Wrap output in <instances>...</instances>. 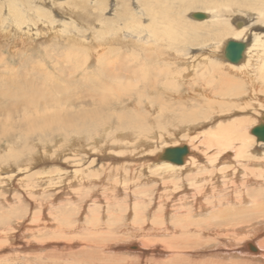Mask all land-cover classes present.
<instances>
[{"label":"bare ground","instance_id":"obj_1","mask_svg":"<svg viewBox=\"0 0 264 264\" xmlns=\"http://www.w3.org/2000/svg\"><path fill=\"white\" fill-rule=\"evenodd\" d=\"M29 1H35V3L39 5L43 2V0ZM51 1L53 4H62V7L64 6L66 11H69L72 15L69 16L67 20L58 23L59 27H57L55 20L51 16V18L48 19L47 16H42V12H39L37 16L41 21V26L35 27L33 31L32 28H34V25L31 23L28 25L24 24V27L20 25L23 23V20L24 22L26 19L29 21L28 16L24 15L27 13L26 6L20 8L14 0H11L13 5L10 22L12 23L9 25H12V29L15 28L16 25L19 27V30L23 27V34L14 36V30L12 32L10 31V33L7 32L9 36L6 35L8 38H4L3 36V42L6 40L7 44L13 43L12 47L15 46V48L18 47L22 50L28 48L33 49L37 46L38 41L44 43L49 40L51 34H53V37L63 34L68 35L67 41L71 44L74 52L71 51L64 56L62 61L61 59L59 60L58 63L61 67V72L59 74L60 78H56L57 73L54 78L52 74L47 72L48 70L46 68L39 69L35 75H31L27 71L13 69H11L7 75L0 74V167L3 166L0 172L1 181L4 182V180H8L9 183L17 177L16 174H19L20 171L24 173L30 172L29 170L32 168L31 165H34L36 162L39 163L38 160L40 157L44 158V156L49 155V158L54 159L57 156L55 153L62 151V160H65V164H69L67 170L60 175V169H55L53 176L50 175L51 172L47 170L45 173L48 174H41V176L36 177L35 183L38 185L42 184V182L48 184L55 181L59 183L60 179L58 178H62L61 181L63 182L68 175H71L74 180H77L76 182L72 181V183L78 185V188L75 189V192L78 193L83 190L84 185L93 183L94 179H96V183H98V181L103 180V178H110L113 186L118 184L115 189L116 191L127 193L132 186H135V181H129V178L132 179V177H134V173L131 172L132 167L124 163L125 159L119 157V153H124L122 150L118 151L120 148L119 146L125 147L126 152L130 151L128 146H131V144L136 145L139 151L143 150L140 148V145H144L148 149L149 146H153V144L163 140L161 138L163 133H167V129L162 121L166 120L168 117H174L173 120H175L174 125L176 129L171 133L177 136L184 130L201 129L197 135L203 136V147L201 148L202 145H195V143L192 147H189L187 143L168 146L176 147L185 145L187 147V152L183 156L181 164L173 163L161 157L163 150L168 148L165 147L161 152L156 153V155H152V153L146 154V156L143 155L144 157H149L151 165L149 166V164L140 161V166H143L140 167V169L144 171L154 169L159 176L157 179L163 184V187L170 188V190L164 189L166 190V195L184 193L185 197L180 199L182 203H189L188 201H190L191 206L195 207L196 210L190 211L193 210L192 207L187 206L188 214H185L183 216L184 218H180L177 215V217L174 218L177 222L172 221L171 225H173L171 227L167 225L170 223L166 222L164 215L163 218L158 216L160 214L155 215L154 219L152 218V223L148 222V228L152 231L151 233L157 235L155 236L158 237V239H154V237L151 238V236L150 238L146 237L145 234L147 235V233H144L141 228L138 230L134 229L135 226H133L132 230L124 229L125 232H121V235L125 233L128 237H131V239H137V243L133 245L136 246L138 251L136 254L139 256L147 255L148 252L151 251L148 250L150 245H153L156 241L160 242L163 250L155 246L151 253L159 252L161 258L163 256L166 258L165 264H264V140L255 139L254 136L249 134L252 124L255 125L257 121L258 124L255 125L257 126L264 122V112L258 111V109L264 110V2L257 4L254 3V1L238 0L244 5L258 7L257 9H259L262 17L257 15V19L252 21L251 19L247 20V18H245L247 16L242 18L238 14L241 18L232 21L233 26L235 23L238 25H235L236 28L230 31V35H232L233 38L226 39L222 41V43L219 42L216 45L218 36L225 33L223 31L224 26L220 25L217 15L213 12L207 11L208 13H204V18L207 19L202 18V21H196L197 18L192 16V13H196L197 11L190 14V17L195 19L193 20L194 24L198 26L203 23L211 24L209 31H214L211 36L203 37L202 35H197L198 32L195 31L194 27L186 29L188 31L186 35V30L184 31L185 33L179 32L178 25L181 17V9L179 8L180 5H177V2L183 0H134L136 5H133V7L129 5L127 0H114L111 5L113 13H111L112 16L110 17H103L105 11L109 7V0H64L59 1L60 3L55 2V0ZM23 4L25 5V3ZM49 4L50 3L47 5L50 6ZM62 7H60V9H63ZM78 7L84 11L89 8L92 14L95 13L98 15L96 17V23L94 20L90 21L94 18L93 17L86 26H92V30L94 29L89 39H87L86 36L80 38L77 36V33H74L75 30H77V27L75 28L74 25L78 26L80 23L77 20L78 18H76L78 12L79 16L81 15ZM50 11L52 10L50 9ZM46 12L49 16L48 9ZM84 22L85 21H83V23ZM13 23L16 25H13ZM52 24L55 26L54 28H52ZM68 25H71L72 28ZM66 26L70 30L67 29ZM123 26L132 32L135 39L129 40V47L134 57H132V66L128 65L125 61V63H123L124 67L122 68L118 64L121 60L120 56H113L111 57L112 59H109L107 55L112 52L113 48H119L118 44L126 43L124 41L122 42V35L120 36V32L124 29ZM181 28H183V26ZM52 29L54 30L52 31ZM118 29L119 31H117ZM85 33L83 30L82 34ZM141 34H146V36H143L144 40L142 42L144 44L136 40ZM228 40L243 41L245 43L242 57L238 63H232L224 56V47ZM183 42H187L186 44H190V42L191 44H198L196 46L201 52H197L198 54H196V56L194 54L190 56L180 55V51H182L181 44ZM114 44L117 45L114 46ZM154 45H157L158 48L154 47ZM76 47H79V50L83 48V50H81L82 52L78 53L75 51L77 49ZM135 48L139 49L138 54L134 51ZM219 51H222L221 54ZM29 56L30 55H28V57ZM69 58L73 60L70 61ZM152 59H155L159 63H154L155 60ZM92 60H97L94 63L97 70L96 75L89 74L88 70L82 67L84 64L92 62ZM179 64L184 65V68H188L189 71L194 69L198 64H204V66L210 70L209 73L207 72V75H212L213 71L215 72L211 78L209 75L206 87H203V85L197 88L200 92L204 93L203 96L205 95L210 98V100L206 98L207 101L204 99L198 100V102L202 101L201 107L204 106V108H206V106H208L205 112H202L205 115L204 117H200V112L197 111L200 106L198 109L188 110L187 106L190 104V101L186 99L183 101V98L187 95V80L189 83L191 79L187 77L188 74L182 71V73H180V70L178 71V69H176ZM56 65L57 61L55 62V66ZM30 66L34 67L32 63H30ZM133 67H138L139 70L135 68L136 72L132 75L136 78H141L142 82V85L135 87V89L134 87L130 88L126 84L119 82L120 79H125V75L119 72V70L121 69L122 71L128 72ZM149 67H151L152 74L147 73ZM217 67L221 71L216 70ZM143 68L146 70L143 71ZM15 72L19 73L15 74ZM54 73L53 71V74ZM139 73H141V75ZM192 74L195 75V73ZM215 77H218L219 80ZM57 81L61 82L60 86H56L58 83ZM210 81L217 83L220 89L216 91L214 87L211 88L209 84ZM232 81L235 82L229 83ZM78 85L83 86V89ZM54 88L56 91H52ZM230 90L234 92H230ZM82 92L88 93H84L83 97H79ZM130 92L133 93L132 96L135 99H130V101L128 103L125 102V104L128 106L132 105L136 107V109L139 105H143V108L147 109V112H138V115H132L131 112L123 115L121 112H117L115 116L124 120L127 124H123L118 128L116 127V129L114 128V131L110 133H108L109 131L106 132V128L108 127L106 126L107 118L111 114L114 115L116 111L111 109L110 113L105 116L103 109L109 106V108H111L112 102L120 101V99H118L120 95L122 96L124 93L128 94ZM205 96L202 98H205ZM85 97H89L90 101H84L88 99ZM126 97L133 98L129 96V94ZM196 100L194 101L196 102ZM87 103L93 105V108L87 109L85 107ZM193 105L194 104H192L191 107H194ZM208 111L210 114L206 115ZM19 121L23 123L17 125ZM96 121L99 123L98 125L101 133L96 129ZM91 126L95 129H92ZM253 127H251V129ZM82 129L84 131H82ZM53 131H61V133L73 131V133L70 134L68 140L66 139L67 142L64 144V147H60L59 144L57 145L59 141L65 142L62 137H59L60 139L57 141L54 139V142L53 140L52 142L48 141L49 144H43L42 139H44V141L47 140L48 136H46V134L49 135ZM92 133L96 134L92 135ZM14 136H18V138L22 140L23 143L21 147L23 152H21L19 148L18 150L13 148V145L15 146V144H12ZM116 136H122L123 138H117V141L110 139V144H107L106 139L101 140V144L98 145L97 143L92 146L94 137L113 139ZM195 137L197 136L195 135ZM3 140L8 143L6 142L4 144V142H2ZM81 140H86V143H81ZM150 140L152 141L150 142ZM197 140H199V138ZM32 141L37 142L36 148L31 147L34 145L31 144ZM84 144L87 146L84 147ZM65 147L67 148L66 151L64 150ZM80 148L83 150H80ZM153 150L154 149L148 150V152ZM84 154H86L85 158L87 156L91 157V160L89 159V165L84 166ZM96 160L100 162L97 168L99 172L96 171L97 169L94 171L91 168ZM16 165L22 166L15 169L14 167ZM61 166H63V164ZM151 166L153 168H150ZM154 170L148 171L147 175L151 173L154 174ZM86 171L89 172L85 173ZM56 174L58 176L60 175V177L57 178ZM15 175L16 177L14 178ZM84 175L93 180H87V182ZM31 177L34 178V174L30 176V178ZM26 178L17 179L20 183L22 182V184L25 185V193L30 191L29 189L32 188L33 182L27 181ZM240 178L241 180L238 182ZM219 179L222 185L219 184ZM23 180L27 182L24 183ZM45 180L49 181L45 182ZM3 186L5 187V184H3ZM218 188H221L220 190L225 188L226 192L231 193L227 200L228 206L221 207L222 209L218 208L216 205V202L221 199L217 196L219 191H217ZM103 191L104 193L108 192L104 185ZM188 191L189 193L191 192V194H188ZM256 191L262 194H257ZM131 193L130 191V196L134 197ZM104 195L105 194H103V196ZM174 195L172 196L174 197ZM208 195L213 199H210ZM161 198L163 197L160 196V201L162 203L159 207L157 206L159 209L161 208L164 211V209H168V207L172 206L171 210L177 211V206L175 207L173 203H167L168 201L165 202L164 198ZM102 199L105 202L103 208L108 209L111 206L109 205V201H111L112 198L110 200L106 197ZM115 200H117V198H114V201ZM88 202L86 201L87 205ZM93 204H96V202ZM112 204L118 206L119 203ZM131 204L132 206L130 207L129 205ZM131 204H124V206L128 207V210H130L129 212H131L132 208L133 215L139 217V206L134 202ZM156 204L158 203L156 202ZM213 205H215L216 208ZM151 208V206L148 207L147 211L150 212L149 209ZM161 209L158 210V212H161ZM40 212L41 211H39V213ZM41 213L40 215L37 214L38 219L42 215ZM245 214L247 215L245 216ZM92 215L91 220L93 222H89L91 226L87 227L90 229V238L87 239L85 236L87 240H85V242L83 241V243L80 241L83 249L101 247V249L104 248L108 251H112L113 245L111 247L107 246L105 243L106 241L101 243V232L98 229L101 228L100 222L102 218L99 222L97 218L98 215ZM66 216L67 214L63 213L61 218ZM151 216H153V212ZM112 217L114 216L112 215ZM42 219L40 218L41 221ZM141 219L143 222H146L142 216ZM63 221L69 222L70 218H64ZM158 221L161 222L160 226L156 224ZM134 223L135 222H133V225ZM178 223L180 225V235L173 238L169 236V234L172 235V232L177 228H174V224ZM162 224L165 226L164 228L161 227ZM42 225L43 224L40 226ZM44 226H52L51 229H55L54 232L58 231L54 223L47 224L44 222L43 227ZM34 227H36V225ZM15 228L16 227L13 229ZM92 228L95 229V231H91ZM37 229L38 228L34 230L38 232ZM149 229L146 228V230H144L148 231ZM165 229L167 230L165 231ZM82 230L80 229V231ZM102 230L103 229H101V231ZM110 232L108 233L110 234ZM71 233H74V231ZM201 234L204 235L206 239L209 238L210 234V240L213 239L214 242L210 244L205 243L203 245L204 241L201 242V238L199 237ZM162 235H164V237H162ZM121 239L124 241V238ZM127 240H129V238ZM116 244L118 243L116 242ZM126 244L127 243L118 244V246H116L117 252L121 250L124 251L125 249V251H127ZM69 245L72 247V244L69 243ZM128 252L129 251H127V253ZM129 253L132 254L134 252ZM197 254L204 259L200 261L193 260V255ZM154 256L155 254H151L150 260H152ZM196 260H198V258ZM14 263V261L8 262V264ZM127 264H129V262ZM154 264H157V262Z\"/></svg>","mask_w":264,"mask_h":264},{"label":"rangeland","instance_id":"obj_2","mask_svg":"<svg viewBox=\"0 0 264 264\" xmlns=\"http://www.w3.org/2000/svg\"><path fill=\"white\" fill-rule=\"evenodd\" d=\"M14 1L17 3V5L20 8H23L26 6L27 11H26V9H25V11L27 13H25L24 15L28 16L29 21H28V19L25 18L26 19L25 22L23 20L22 21L23 23H21L20 25L24 27L25 25H28L29 23H31L34 25V28H32V30L33 29L35 30V27L37 28V27H39V25L41 26V21L39 20V17L37 16L39 14V12H42V14H43L42 16H44V17L47 16L48 19L52 17L55 20V24L57 25V27H59L58 23H61V21H63V20H67V18L72 15L69 11H66L64 6L62 7V4L57 5V3H55V2L64 1V0H55V2H54L55 4H53L51 0H43L41 5L36 4L35 1H29V0H14ZM89 1H91V0H89ZM109 1H110L109 7L105 11L106 15L104 14L103 17L112 16L111 13H113V9H112L111 5H112L114 0H109ZM127 1L129 2V5L132 7H133V5H136L134 0H127ZM246 1H248V0H246ZM249 1H251V2L254 1V3H257V4L260 2H264V0H249ZM0 3H1L0 4V37H1L0 38V74L7 75L10 72V70L13 69V70L27 71L31 75H35L39 69L41 70L42 68L43 69L46 68L48 70L47 72L52 74L54 78H55L56 73H57L56 78H60L59 74L61 72V67L59 66V63H58L59 60L61 59V61H62V59L64 58V56L66 54L70 53L71 51L74 52L71 44L68 43V41H67L68 35L62 34V35L53 37L52 36L53 34H51L49 40L45 41L44 43L38 41L37 46L34 47L33 49L28 48V49L22 50L21 48L17 47L19 49L18 50L17 48H15V46L12 47L13 43L7 44L6 40H4V42H3V36H4V38H8L7 36H9V35H7V34L10 33V31L12 32L13 30L15 31L14 36L18 35V34H23V27L19 30V27H17L16 24L13 23V25H16V27L13 29H12V25H9L10 23H12V22H10V17L12 14L11 9H12V5H13V3H11V0H0ZM23 3H25V5ZM48 3H50L49 4L50 6L47 5ZM71 4H72V1H71ZM178 4L180 5L179 8L181 9L180 19L182 18L181 20L179 19V25H178L179 26V32H183V33L186 32L185 35L188 34L187 33L188 31L186 29H189L191 27H194L195 31L198 32L197 35H202L203 37L204 36H207V37L211 36V34L214 33V31H212V32L209 31L210 25H211L209 23H203L202 25H199V26L194 24L193 20H195V19L190 17V14L192 12H196V11L197 12H203V13L213 12L214 14L217 15V18L220 21V25L224 26L223 31L225 34L218 36V41L216 42V45L219 42L222 43V41H225L226 39H231L232 35H230V31H233V29L236 28L235 25H237V23H235L234 26L232 25V21L234 19H240L241 17L243 18V17L247 16V17H245V18H247V20L251 19L252 21H254L257 19V15L262 17L259 9H257L258 7L256 8L254 6L244 5V4L240 3L238 0H183V1H178L177 5ZM3 5H4V7H3ZM6 5H8L10 8ZM60 7H62L63 9H60ZM249 7H250V9H249ZM46 8L48 9V12L50 11V9L52 10V11H50L51 13L49 12V14H50L49 16L47 15V12H46L47 9ZM79 8L80 7H78V9ZM79 11H80L81 15L79 16V12H78V16L76 18H78L77 20L80 23L78 25L79 27L74 25L75 28L77 27V30H75L74 33H77V36H79L80 38L86 36L87 39H89L91 34H93L94 29L92 30V28H93L92 26H89V27H86V26L92 20H94V22L96 23L97 22L96 17L98 15L95 13L92 14V12L89 11V8H87L85 11L83 9L82 10L79 9ZM84 14L86 15V17ZM238 14L241 17H239ZM206 17H207V14H206ZM79 18H81V19H79ZM91 18H93V19H91ZM204 19H207V18H204ZM82 20L85 22L83 23ZM196 21H202V19H200V20L196 19ZM51 26H52V28L55 27L53 24ZM68 26L72 28L71 25H68ZM182 26H183V28H181ZM123 27H124V29L120 32V36L122 35V38H121L122 42L124 41L126 43L120 42L121 44H118L119 48H113L112 52H110L107 55V57L109 59H112L111 57H113V56H117V55L120 56L121 60L118 62V64L122 68L124 67L123 63H125V61L128 65L132 66L133 52L131 51V48L129 47V45H130L129 40L135 39L134 38L135 36H133L132 32L129 31L128 28L126 29L125 26H123ZM67 29H69V28L67 27ZM53 30L54 29H52V31ZM83 30H84V33L86 32L85 34H82ZM117 31H119V29ZM3 33L4 34L6 33V34L4 35ZM143 36H146V34H141L139 36V38H136L137 42H142L144 40ZM9 39H10V37H9ZM47 42H50V43H47ZM193 42H195V41H193ZM186 43L183 42L181 44L182 51H180V55L183 54L184 56L185 55L190 56V55L194 54L196 56V54H198L197 52H201L196 46L198 44H196V45H195V43L191 44V42H190V44H186ZM116 45L117 44H114V46H116ZM154 47L158 48L157 45H154ZM221 47H222V45H221ZM78 48L75 51H77L78 53H81L82 52L81 50H83V48L81 50H79L80 48L79 49ZM13 50H15V51H13ZM134 51L137 54L139 53L138 48H135ZM221 52L222 51H219L220 54H221ZM28 55H30V56L28 57ZM48 57H49V60H48ZM71 58H69L70 61L73 60ZM152 60H155V59H152ZM56 61H57V65L55 66ZM96 61L92 60V62L84 64L82 67L83 68L85 67L88 70L89 74L96 75L97 70H96L95 64H94ZM30 63H32L34 65V67H31ZM154 63H159V62H157L155 60ZM52 64L54 67L52 66ZM135 68L137 70H139L138 67H135ZM135 68L134 67L131 68L128 72L122 71L120 69L119 72H121L122 74L125 75V79H120L119 82L126 84L130 88L134 87V89L137 86H141L142 85L141 78H136L132 75L134 72H136ZM1 69L3 70V72ZM176 69H178V71L180 70V73L185 72L186 74H188V76L187 75L186 76L189 79H191V80H189V83L187 80V87H188L187 92H186L187 95L185 98H183V101H185L184 99L190 101V104L187 106V109L188 110L198 109L200 106V108L197 111L200 112L199 113L200 117H204L205 115L202 112H205V110L207 109L208 106H206V108H204V106L201 107L202 101L198 102V100H203V99L206 100V98H207V100L208 99L210 100V98L208 96H205V95H204L205 98H202V97H204L203 96L204 93L200 92L197 88H199L203 85H204L203 87H206L207 83H208L207 79L209 78V75L211 78L215 72L213 71L212 75L211 74L207 75V72L209 73L210 70L207 69L204 66V64H200V65L198 64L194 69H192L190 71L188 70V68H184V65H182V64H179ZM142 70L145 71L146 69L143 68ZM216 70H219V68L217 67ZM5 71H7V72H5ZM53 71L55 72L54 74H53ZM219 71H221V70H219ZM17 73H19V72H15V74H17ZM147 73L152 74L151 67L148 68ZM192 73H195V75ZM139 74L141 75V73H139ZM20 76H23V75H20ZM191 76H192V78H191ZM215 78L219 80L218 77H215ZM114 81L116 82L115 79H114ZM57 82L59 84L57 83L56 86H58V85L60 86L61 82H59V81H57ZM234 82L235 81H232L229 83H234ZM237 82H239V81H237ZM129 83H130V85H129ZM209 84H210V87L211 88L214 87V89L216 91H218V89H220V87L217 85V83H213V81L212 82L210 81ZM78 86H81V85H78ZM57 89H58V87H57ZM81 89H83V86H81ZM54 90L56 91L55 88L52 91H54ZM230 92H234V91L230 90ZM84 93H88V92H82L79 95V97H83ZM128 94H129V96L133 97L132 92H130ZM128 94L124 93V95H122V96L120 95L118 98V99H120L119 102H112L111 108H109L110 107L109 106L106 109H103L105 116H107L110 113L111 109L116 111V113L114 115L111 114L107 118L106 126H108V127L106 128V132L109 131L108 133H110V132L114 131L113 130L114 128L116 129V127L118 128L119 126L121 127V125H123V124H127V122H125L124 120L115 116V115H117V112H121L123 115L125 113H128V112H131L132 115H138L137 114L138 112H140V113L147 112V109H144L143 105L142 106L139 105L137 109H136V107H134L132 105H129V106L126 105L125 102L128 103L130 101V99H135L134 97L133 98L126 97ZM189 95H190V97H189ZM193 95H194V97H193ZM85 98H88V99H85L84 101H86V102L90 101L89 97H85ZM194 100H196V102ZM196 103H198V104H196ZM192 104H194L193 105L194 107H191ZM85 107L87 109H92L93 105L87 103V104H85ZM78 108H79V106H78ZM258 111L262 112V113L264 112L263 109H258ZM207 114H210V112L208 111L206 113V115ZM103 118H104V116H103ZM173 119H174V117H168L166 120L162 121V122H164V126L167 129V133H163V135L161 137L163 140L153 144V146H149L148 149L144 145H143L144 147L142 145H140V148H142L143 150L145 148V150H144L145 152L143 150L139 151V148H137V146L133 145V144H131V146H128V148H130L129 152L125 151V149H126L125 147L119 146L120 148L119 149L117 148L118 151H121V150L124 151V153H119L120 154L119 157L124 158L125 159L124 163L126 165L132 167L131 172L134 173V177H132V179L129 178V181H132V182L135 181V184H134L135 186H132L130 188V191L132 192L131 195H133L134 197L130 196V191H128L127 193H123L122 191L121 192L116 191L115 189H116V186H118V184L116 186H113V183H111L110 178H103V180H99L98 183H96V179H94V180L89 179V177H87L85 175L84 176H85L86 181L87 180L88 181L93 180L94 182L90 183L91 185L87 183V185L83 186L82 191L76 193L75 189L78 188V185H75L74 183H72V181L76 182L77 180H74L71 175H68L67 178L65 180H63V182L61 181L62 178H58V177H60V175H62V173H64L67 170V167L69 166V164L68 165L65 164L66 163V162H64L65 160H62L63 158H61L62 151L55 153V155L57 154V156L54 159L49 158L50 157L49 155L44 156V158L40 157L38 160L39 163L36 162V163H34V165H31L32 168L31 167H30L31 169L29 168L30 172L24 173V172L20 171L19 174H16L17 177L15 175L14 178L15 177L16 178L13 179V181H11L9 183H8V180L7 181L4 180V182H2L0 179V192H1V194H0V196H1L0 197V216H1L0 217L1 218L0 219V235L3 236V237L0 236V264H8V262H13V261L15 262L14 264H127L128 262H129V264H145L148 262H152L156 259H158V260H156L152 263H149V264H154L155 262H157V264H165L166 258L164 256L161 258L159 256V252L151 253V251L155 248V246H158V247H160V249L163 250L162 245H160V242L156 241L153 245H150V248H148V250H151V251L148 252L147 255L139 256L136 254L138 252L136 249V246L133 245V244L137 243V239L136 238H135L136 240L134 238L131 239V237H128V235L125 233L124 234L122 233V235H121V232H125L124 229L125 230H128V229L132 230L133 226H135L136 228L134 227V229L138 230L141 228L144 233L146 232L147 233V235L145 234L146 237L150 238V236H151V238L154 237V239H156V238L158 239V237H156L157 235L151 233L152 231L148 228V226H149L148 222L152 223V218L154 219L155 215L160 214L158 216H161V218H163V215H164L166 222L170 223V224H167V223L166 224L171 227L173 225V224L171 225L172 221L177 222L174 219L175 217H177V215L180 218H184L183 216L185 214H188L187 206H191L190 201H188L189 203H187V202L182 203V201L180 200V199H183L185 197L184 193H181V194L178 193L179 195L175 194L176 196L174 194H171V195L167 194L166 195L165 191L167 189L170 190V188H164L163 184H161V182L158 181L159 179H157V178L159 176L156 174V171L154 169H152V170L149 169L146 171H144L143 169H140V167H143V166H140V161L143 163L149 164V166L151 165L149 162V157H144V156H146V154L152 153V155L153 154L156 155V153L161 152L163 148L168 147V146H174V145H180V144L187 143L189 145V147H192L194 143H195V145H202V143L204 142L203 136L201 137V136L197 135V133L201 129H193V130H189V131L184 130L183 132H180L177 136L176 135L174 136V134L171 133L176 129V126L174 125L175 120H173ZM188 119H190V118H188ZM97 121L95 123L97 126L96 129L98 131L100 129V127H99V125H98L99 123ZM150 122H152V121H150ZM22 123H23L22 121H19V123L17 125L22 124ZM256 124H258L257 121H256L255 125ZM172 125H174V126H172ZM255 125L252 124L251 127H253ZM91 127H92V129H95L93 126H91ZM251 127L249 130V134L251 136H254L256 139V136L251 133ZM82 131H84V130L82 129ZM72 133H73V131H67L65 133H61V131L60 132L59 131H53L49 135L46 134V136H48L47 140L44 141V139H42V141H43V144H49V142H52V140L54 142L55 141L54 139H56V141H57L62 137V139L65 140V142L59 141L57 143V145L59 144L60 147H62V146L64 147L65 146L64 144L67 142V140L70 137V134H72ZM99 133H101L100 130H99ZM12 134H14V133H12ZM52 134H53V136H52ZM94 134H96V133H92V135H94ZM190 134H191V136H190ZM61 135H63V136H61ZM195 135L197 137H195ZM88 137H90V136H88ZM121 137L122 136H116L113 139L112 138L94 137V139L92 140V146L96 145L97 143H98V145L101 144V140H105V139L107 140V144H110L111 140L117 141L118 139L123 138V137L122 138ZM198 138H199V140H197ZM151 141L152 140H150V142ZM2 142H4V144H5L7 141L3 140ZM22 143H23L22 140H20V138H18V136L13 137V143L12 144H15V146L13 145V148H16L17 150L19 148V149H21V152H23L22 147H21ZM36 143H37L36 141H32L31 144L32 145L34 144V145L31 147L36 148V145H37ZM81 143H86V140H81ZM86 146L87 145L84 144V147H86ZM111 146H113V145H111ZM114 146H117V145H114ZM202 147H203V145L201 146V148ZM122 148H124V149H122ZM136 149H137V151H136ZM151 149H154L153 150L154 152L153 151L148 152V150H151ZM64 150L66 151L67 148L65 147ZM80 150H83V149L80 148ZM81 152L84 153L83 151H81ZM257 154H259V153H257ZM135 155H137V156H135ZM85 156H86V154L83 155L84 166L89 165V162L91 160V157L87 156L85 158ZM40 159H44V160H40ZM62 164H63V166H61ZM93 164H90V165H93L91 168L95 171L99 167L100 162H97V160H96V161H94ZM20 166H22V165H16L14 168L16 169ZM2 167L3 166L0 167V172L2 171ZM150 168H153V167L151 166ZM55 169H58V170L60 169V172H61V173H59L60 174L59 176L56 174V177L58 179H60L59 183L55 182V181L50 182L51 184L50 183L47 184V183L42 182V184L38 185L37 183H35L36 177L41 176V174H48V173H45L47 170H49L48 172H51L50 175L53 176V174L55 173V171H54ZM153 170L155 171L154 174L151 173V174L147 175L148 171H153ZM40 171H41V173H40ZM68 171H69V169H68ZM96 171H98V169ZM88 172L89 171H86L85 173H88ZM32 173L34 174V178L33 177L30 178V176L33 175ZM3 175H5V174H3ZM26 176H27V178H26ZM18 178H21V179L26 178L27 181H33L32 182V188L29 189L30 191H27L25 193V190H24L25 185L22 184V182L20 183L19 180H17ZM26 180L25 181L23 180L24 183L27 182ZM146 180H148V181H146ZM240 180H241V178L238 180V182ZM46 181L48 182L49 180H45V182ZM66 181H68V182H66ZM70 181H71V183H70ZM160 181H162V180H160ZM205 183H209V182H205ZM3 184H5V187L3 186ZM54 184H55V186H54ZM58 184L60 187L58 186ZM219 184L222 185V182L220 179H219ZM8 185H9V187H8ZM103 185L106 188V191H108L109 193L108 192L104 193ZM11 187H13L14 189ZM7 189H9V190H7ZM164 189H166V190H164ZM220 189L221 188L217 189V191L219 190L217 193V196L221 198L216 202V205L218 206V208L228 206L227 200L230 197L229 195L231 194L229 192H226L225 188H222V190H220ZM162 191H163V193H162ZM256 193L262 194L261 192H258V191H256ZM103 194H105V195L103 196ZM188 194H191V192L189 193V191H188ZM172 195H174V197ZM4 196H6V197H4ZM160 196H162L164 198L165 202L168 201L167 203H173L175 207L177 206L176 207L177 211H172L171 210L172 206L170 205L171 207H168V209L166 208L163 211L160 208L161 212L160 211L158 212V210H160L158 207L162 203L160 201ZM208 196H210V195H208ZM105 197L109 200L112 198L111 201H109V205H111V206L108 209L103 208V205L105 204V202L103 201L102 198H105ZM165 197H167V198H165ZM114 198H117V200L114 201ZM158 198H159V201H158ZM163 198H161V199H163ZM209 198L213 199L211 196ZM91 199H93L97 205L93 204L95 202ZM31 201H33V202H31ZM86 201L87 202L89 201L88 205H90V204L91 205L88 206ZM177 201H179L180 203ZM133 202L137 203V205L139 206V208H138L139 209V215H140L139 217H135L133 215L132 208H131V212H129L130 210H128V207L124 206V204L128 205V204H131ZM156 202L158 204H156ZM37 203H38V205H37ZM112 203H117V204L119 203V204L117 206L116 204L113 205ZM129 206L131 207L132 204ZM150 206L152 208L149 209L150 212H148L147 210H148V207H150ZM211 206H210V208H211ZM213 206H215V205H213ZM130 207H129V209H130ZM156 207L158 208V210ZM215 208H216V206H215ZM112 209L114 210V212ZM188 209H190V208H188ZM192 209L193 210H190V211L196 210L195 207H192ZM37 210H38V213H37ZM85 210H87V211H85ZM168 210H169V212H168ZM39 211H41L43 213L40 212L42 215L38 219L37 214L40 215ZM111 211L113 214L111 213ZM105 212H107V213H105ZM152 212H153V216H151ZM63 213L67 214V216L64 218H70L71 222L70 221L69 222L63 221L64 218H61ZM115 213H118V214H115ZM130 213H132V214H130ZM92 214H94L96 216L98 215L97 218H98L99 222H100V219L102 218L101 222H100L101 228L98 229L101 232V236H100L101 237V243H104L106 241L105 243L107 246L111 247L113 245L112 251H108L104 248L101 249V247L100 248L95 247L94 249H89V248L83 249V246L81 244L83 243V241L85 242V240L90 238V236H89L90 235V233H89L90 229H88L87 227L91 226V224L89 222H93L91 220V216H93ZM111 214L114 217H112ZM130 215H132V216H130ZM246 215L247 214H245V216ZM80 216H82V217H80ZM106 216H107V218H106ZM141 216L143 219L146 220V222L142 221ZM40 218L41 219L43 218L42 221L40 220ZM132 219H134V220H132ZM82 220H84V221H82ZM168 220L171 222H169ZM47 221H49V222H47ZM77 221H79V222H77ZM105 221H106V223H105ZM16 222H18V223H16ZM44 222L47 224L48 223L49 224L54 223V226H55V228L58 229V231L54 232L55 229H51L52 226L51 227H45V226L43 227ZM81 222H82V224H81ZM133 222H135L137 225L135 223L133 225ZM33 223H35V224H33ZM41 224H43V225L40 226ZM156 224H158V226H160L161 222L158 221V222H156ZM163 224L161 227L164 228L165 226ZM11 225H13V226H11ZM33 225L34 226L36 225V227H34ZM82 225H83V227H82ZM129 225H131V226H129ZM14 227H16V228L13 229ZM31 227H33V228H31ZM104 227L106 228L107 231L105 230ZM110 227H112V228H110ZM113 227H114V229H113ZM175 227H177V228L174 232H172V235L169 234V236H172L173 238H176L180 235L179 223L174 224V228ZM36 228H38L37 231L39 233L36 232V230H34ZM146 228L149 230L145 231ZM39 229H41V230H39ZM80 229L81 230L83 229V230L80 231ZM101 229H103V230L101 231ZM109 229L111 232L109 231ZM72 230L74 231V233H71V232H73ZM77 230H79V231H77ZM166 230L167 229H165V231ZM91 231H95V229L92 228ZM108 232H110V234ZM104 233H106V234H104ZM57 236H59V237H57ZM72 236H74V237H72ZM85 236L87 237V239L85 238ZM162 237H164V235H162ZM199 237L201 238V240H200L201 242L204 241L203 245L205 243L210 244V243L214 242L213 239H211L212 241L210 240V234H209L208 239H206V237L202 234L199 235ZM102 238H103V240H102ZM121 238H124V241ZM128 238H129V240H127ZM82 239H84V240H82ZM110 240H112V241H110ZM74 241H78V242H74ZM80 241H82V243ZM116 242L120 245L123 243H127L126 244L127 251L134 252V253H132V254L129 252L127 253V251H125L126 249L124 251L123 250L119 251L120 253L117 252L116 246H118V244H116ZM69 243L72 244V247H71V245H69ZM2 244H4V245H2ZM157 244H159V245H157ZM66 248H68V249H66ZM61 250H63V251H61ZM150 253L155 254V256L153 257L152 260H150V258H151ZM145 258H146V260H145ZM197 258H198V260H196ZM202 259H204V258L202 256H200L199 254L193 255V260H195V261H200Z\"/></svg>","mask_w":264,"mask_h":264},{"label":"water","instance_id":"obj_3","mask_svg":"<svg viewBox=\"0 0 264 264\" xmlns=\"http://www.w3.org/2000/svg\"><path fill=\"white\" fill-rule=\"evenodd\" d=\"M192 16L197 19H202L205 17V14L196 12L192 13ZM244 48L245 43L243 41L228 40L224 47V56L228 61L232 63H238L242 57ZM251 132L256 136L257 139L264 140V122L253 127ZM186 152L187 147L185 145L168 147L163 150L161 157L173 163L181 164L183 161V156Z\"/></svg>","mask_w":264,"mask_h":264}]
</instances>
